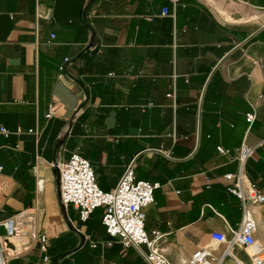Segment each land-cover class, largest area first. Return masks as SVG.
I'll return each mask as SVG.
<instances>
[{
	"label": "crops",
	"instance_id": "obj_1",
	"mask_svg": "<svg viewBox=\"0 0 264 264\" xmlns=\"http://www.w3.org/2000/svg\"><path fill=\"white\" fill-rule=\"evenodd\" d=\"M2 128L7 264H147L144 248L106 234L102 208L82 223L62 206L57 165L72 154L103 192L128 166L157 185L144 228L169 264L202 249L251 264L249 249L212 235L230 241L246 209L264 249V203L244 208L225 179L240 168L233 150L255 147L241 187L264 194V0H0ZM24 210L45 251L5 238Z\"/></svg>",
	"mask_w": 264,
	"mask_h": 264
},
{
	"label": "built area",
	"instance_id": "obj_2",
	"mask_svg": "<svg viewBox=\"0 0 264 264\" xmlns=\"http://www.w3.org/2000/svg\"><path fill=\"white\" fill-rule=\"evenodd\" d=\"M52 116L53 113L50 111L46 117L51 118ZM253 121L254 114H247L246 122L251 125ZM0 132L5 136L9 135L4 128L0 129ZM254 150L255 147L245 144L234 149L233 153L237 157L240 168L236 174L225 176L226 180L236 181V188H230L228 192L236 196L244 208L249 204L264 203V194L252 187L246 190H242L241 187L242 168ZM217 151L223 155L230 153L229 150L220 147ZM57 168L59 198L63 207L75 208L82 223L87 222L93 211L102 208V225L111 239L119 241L124 247L144 248L143 256L147 264H169L158 249L161 235L157 232L149 234L144 228L145 209L153 203V192L157 185L137 181L133 168L128 166L116 187L110 192H103L95 181L89 162L77 154H72L67 162L57 165ZM3 228L5 238L17 240L24 250L41 244V249L45 251L46 236L38 231L35 218L27 210L7 219ZM212 238L218 243L228 244L227 248L237 242L250 250L251 264H264V249L255 238V225L246 209H244L239 226L232 232L230 241L222 234H213ZM4 247L7 250L0 251V264H7L10 256L8 246L4 244ZM227 255L228 251L223 254L222 258L215 260L208 250L202 249L191 256L190 263L220 264ZM237 264L242 263L237 262Z\"/></svg>",
	"mask_w": 264,
	"mask_h": 264
},
{
	"label": "bare ground",
	"instance_id": "obj_3",
	"mask_svg": "<svg viewBox=\"0 0 264 264\" xmlns=\"http://www.w3.org/2000/svg\"><path fill=\"white\" fill-rule=\"evenodd\" d=\"M90 164V163H89ZM92 168V167H91Z\"/></svg>",
	"mask_w": 264,
	"mask_h": 264
}]
</instances>
